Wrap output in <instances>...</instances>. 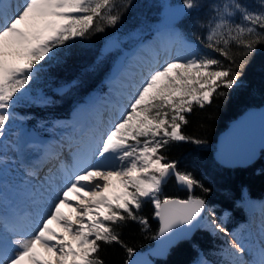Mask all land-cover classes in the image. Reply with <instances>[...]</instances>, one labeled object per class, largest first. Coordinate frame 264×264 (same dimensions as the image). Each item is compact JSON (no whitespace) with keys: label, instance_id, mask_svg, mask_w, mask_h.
<instances>
[{"label":"snow or ice","instance_id":"1","mask_svg":"<svg viewBox=\"0 0 264 264\" xmlns=\"http://www.w3.org/2000/svg\"><path fill=\"white\" fill-rule=\"evenodd\" d=\"M199 6L198 0H183L181 10ZM237 14L239 23L233 19ZM121 15L116 0H0V138L18 93L33 80L37 65L58 46L90 30L103 31L104 24L116 25ZM206 41L209 54L177 55L148 69L94 147L71 170L62 167L63 183L51 191L49 210L38 214L30 228L5 224L10 237L0 241V264H105L100 250L112 243L121 244L131 257L136 250L124 244L116 226L138 219L147 225L136 211L149 199L160 220V236L198 220L206 208L203 198L160 199L169 176L189 189L200 184L161 153L171 141L201 143L185 135L182 125L189 123L194 105L203 108L215 95H225L221 89L231 90L240 81L244 65L236 63L231 47L243 48L241 55L248 57L264 44V0L255 8L240 0L217 5ZM112 177L123 191L109 196ZM64 205L75 214L66 215ZM231 248L239 257L235 264H249L240 243L233 240ZM252 264H264V247L260 260Z\"/></svg>","mask_w":264,"mask_h":264},{"label":"trees","instance_id":"2","mask_svg":"<svg viewBox=\"0 0 264 264\" xmlns=\"http://www.w3.org/2000/svg\"><path fill=\"white\" fill-rule=\"evenodd\" d=\"M254 1L256 0H240L245 5ZM159 2L161 0H116L117 8L122 13L116 25L104 24L103 31L90 30L84 37H77L66 42L65 45L58 46L49 58L39 64L41 67L31 81L34 89L46 83H54L68 84L69 87L72 86V90L62 94L56 93L59 100L54 105L41 107L23 103L20 108L30 115L31 121L35 123L57 114L58 111L63 110L65 113L78 100L86 99L96 90L104 89L103 79L110 72L108 68L110 62H104L105 59L98 57L102 48L110 38L116 36L122 38L130 29L140 25L141 17L145 19L142 24L144 31L161 22L162 16L156 17L155 14H150V6ZM198 2L200 6L186 15L181 27L186 35L206 44L204 38L207 35L202 26L208 24L214 7L220 2L224 3L225 0H198ZM138 38H131L126 47H132ZM231 51L235 55L236 63L244 65L240 81L231 90L221 89L225 95H215L212 102L205 104L203 108L194 105L193 113L187 117L189 123L182 125L185 135L201 143L192 140L171 141L161 153L168 160L176 161L181 172L191 173L200 182L194 195L202 197L207 205H212L219 213L231 211L226 223L229 228L247 218L245 209L247 207L238 202L244 187L254 197L264 196V164L261 160L247 167H226L214 158L217 136L229 122L246 109L264 104V44L257 45L255 52L248 57L242 56L244 49L237 48L235 44L232 45ZM211 54L221 58L216 53ZM164 193L168 197L187 198V193L180 190L173 179L165 186ZM153 208L149 201L140 211H136L138 217L144 216L151 222L148 228L140 223L139 219L128 220L116 226V231L121 234L124 244L136 250L133 255L145 251L154 242L159 222L157 219L156 222L155 219L153 220ZM228 243L225 232L211 233L207 230H199L191 240L183 241L176 246L168 258L156 259V264H192L199 249L215 264H232L234 256L228 248H225ZM100 256L105 264H125L130 258L126 249L118 243L102 244Z\"/></svg>","mask_w":264,"mask_h":264},{"label":"rangeland","instance_id":"3","mask_svg":"<svg viewBox=\"0 0 264 264\" xmlns=\"http://www.w3.org/2000/svg\"><path fill=\"white\" fill-rule=\"evenodd\" d=\"M167 1L177 2V1H182V0H161V2H159L155 5L152 4L150 6V8H151L150 14H155L156 17L162 16L163 20H164L166 17V14L162 12V8ZM222 4L223 3L220 2L217 5H222ZM246 5L250 8H255L258 6V0L252 2L251 4H246ZM216 6L214 7V9L212 11V15L209 19V22L215 16ZM145 14H142V16ZM233 19L237 23L240 22V18H239L238 14H237V16L233 17ZM141 20H142V22L140 21V25H138L137 27H134L133 29H130L125 34L124 37L118 38V36H116L114 38H110L108 40L107 44L104 45V47L102 48V50L98 56L100 59H102V58L105 59L104 62H107V63L110 62L109 66H108V68H110V72L106 76V78L103 79V83L106 84L109 88H110V85H109L110 80H113V78L116 80L118 73H119V72H116L114 70V67H113V62L118 55H120L123 52H126L128 54L127 58H130V59L132 57L134 58L136 55V53H135L136 49H138V47L140 45H142L143 43H146V42L149 43L150 40L152 39L151 37L153 35H155L157 32H161V33L165 32L167 34L168 29L174 30L176 27L178 29H180L179 25L181 24V21H175L172 19H168V20H164V21L161 20V22H159L160 21L159 20L158 24H155L154 26H152L150 28L152 30L149 33V32H147L148 30L147 31L142 30V28H143L142 24H144V22H145L144 17H141ZM209 22H208V24H206V26H202L203 29L206 31V35H208ZM137 37H139V38L135 42L133 47H131V48L126 47V44L129 43V40L131 38H137ZM204 40H206V37L204 38ZM191 41H193L196 45L193 47L192 46L190 47V46L185 45L183 43V41L182 42L178 41L176 46H175V49H174V57L177 55L187 56L189 53L194 52V51H198L200 54H209L210 53V49L205 47V43H200V42L198 43V42H195L194 40H191ZM47 58H49V57H46L45 59H47ZM163 61L164 60H162V62L160 63L161 65L163 63H165V61L164 62ZM40 67H41V65H37L38 69ZM62 85H66V84L55 85L54 83H46V84H43L42 86H39V87L34 89L32 82H30L29 85L25 86V89L21 90V93H18L19 99L16 101L15 105L18 104L19 102L20 103H28V104H36V105H38V104L39 105H41V104L46 105L48 103H51L54 101L56 93H59L58 88ZM69 90L70 91L72 90V86L69 87ZM66 91L67 90H64L62 93H65ZM109 91L110 90L108 89L106 92H103L97 98L96 104L80 105L79 107L75 108L73 113H72V117L81 108L83 109V107H87V106H88V108L96 107V108H98L99 112H101V113L105 112L109 108H113L114 113H115V110H118L117 111V113H118L121 110L119 108H124V106L128 103V99L123 100L121 95H120L121 92H119V95H117V97L112 98L108 95ZM94 94L95 93H92V96ZM15 111L16 110L13 107L12 119L8 122L4 137L0 138V150L2 153H5V154L10 153V154H13L16 156L18 154V152L22 151V149H23L22 146H24V150H25V144L26 143L24 144V142L27 141V139H28L27 133H28L29 125L27 124V122L24 118H22L21 116L18 117ZM116 117H117V114H115V118ZM73 119L74 118H69L68 120L67 119L55 120L51 124H49L48 122H41L40 124H37V125L43 133L49 132L51 134L62 135L66 132H72L73 131V129H74L73 124H76V122H74L75 119L74 120ZM79 126L81 127V125H79ZM70 127H72L71 130H70ZM83 131L77 130L75 132V134L77 136L75 135L73 138H79V135ZM63 136H67V134H65ZM62 137H61V139H62ZM59 142H60L59 139H57L56 137H53L47 143L52 144V145H56V144L58 145ZM36 145H38V144H36ZM29 146L31 147V149H33L35 151V153H38L37 158H39V159L45 158L46 160L48 159L49 156L44 155L45 151H46L45 149L38 148V146L33 147V146H31V143ZM215 147H214V149H215ZM27 153H30V151L27 150ZM22 160H26V161L30 160L27 157L25 152L21 153V161ZM259 160H261L262 164H264V150L262 151V154H261V157ZM163 162L164 161H162V163ZM22 166H23V161H22ZM11 168H12V170H11ZM14 172H15L14 167L5 165V163L0 159V197L1 198H3L5 196V194H11L12 196L18 195L13 191V189H10V190L8 189V187L11 188V186H15L14 185L15 183L13 182L14 178H15ZM26 174L28 175V173H26ZM23 175L24 176H21V175H17V176H19L18 179L21 180V182L25 188L29 184V181L26 179L27 175H25V174H23ZM12 182L14 184H12ZM24 188L19 187L17 189L20 196H21ZM196 188H197V185H196ZM50 189H51V187H50ZM183 191H185V190H183ZM185 193H187V197H189L191 195V193L188 191H185ZM159 197H160V199L169 198L167 195H165L164 192L159 193ZM242 199H243V197H242ZM49 201L51 202V196H50ZM149 201L153 205V203L149 199V200H145L143 202L142 207L144 205H146V203ZM255 201H258V200H255ZM0 202H1V200H0ZM245 202L247 204H251V200H250L249 196H247L245 198ZM255 203L262 204L261 207L264 206V201H261V202L258 201ZM251 206H253V205H251ZM153 207H154V205H153ZM261 207L256 208L253 206L252 210H250L251 211V218H250V222L248 223V225L241 227L242 229L240 228V230H238L237 235L235 237L232 238L229 236L230 242H232L233 240H236L237 243L241 244V247L245 248V253L243 254V260L248 261L249 264H252V262L257 261L258 253H259V256H261V249H260V246H258L256 239H260L259 243L262 242L264 244V212H263L264 210ZM141 208L138 211H140ZM153 209H154L153 220L155 219V222H156L157 221L156 219L158 217H156V215H155V207ZM1 210H3V208L0 207V211ZM228 216H229L228 211L223 213V214H219L215 211V209L212 207V205H207L206 206V212H205V218L201 224L200 230H207L211 233H216V232L220 231V229L216 225H222L223 228L225 229V231H222V232H225L228 236L227 229L225 226V221L227 220ZM139 217L145 218L144 216H139ZM213 220H215L216 225H214L212 223ZM147 221H148L147 225L144 224L146 226V228L150 227V225H151V222H149V220H147ZM54 225L57 226L56 223ZM230 242L228 243V245L225 246V248L226 249L228 248L231 251V254L234 256V258L232 259V264H235L234 260L237 261L239 259V257L235 254V250L231 248ZM258 250H259V252H258ZM136 255H138V257H140L142 260H145V251L137 252ZM202 262H203V264H214L211 261L207 260L206 257L201 252H198V255L192 261V264H202ZM156 263H157L156 260L153 259V260H151L150 263H146V264H156ZM141 264H145V263H141Z\"/></svg>","mask_w":264,"mask_h":264},{"label":"bare ground","instance_id":"4","mask_svg":"<svg viewBox=\"0 0 264 264\" xmlns=\"http://www.w3.org/2000/svg\"><path fill=\"white\" fill-rule=\"evenodd\" d=\"M151 38L149 43H143L136 49V55L134 58H131L132 60L126 58L123 67L117 70L119 73L116 80L114 78L110 80V91L108 92L110 97L115 98L119 95V92H121L120 95L122 99H128L129 95L135 90L134 85L140 83L150 67L159 66L162 60L166 62L174 57V49L178 41H183L185 45L190 47L196 45L193 41L184 37L177 27L174 30L168 29L167 34L165 32H157ZM117 111L118 110H115L114 113V109L109 108L101 113L96 107H83V109L81 108L73 116L76 122L73 131L69 132L67 136H63L58 145L49 144L47 143L48 141L44 144L31 143L33 147L38 146V148L45 149L44 155H48L49 157L47 160L45 158H40L38 160L30 159L29 161L22 160L23 164H30L32 168H35H30L28 171L32 174L28 173L27 175L26 171L25 174L27 175L26 179L29 183L34 180L35 182H33L37 183L36 185L38 187L35 184H33V187L27 185V187L23 189L21 196H18L15 200H10L9 206L3 207L2 204H0V207L3 208V210L0 211V241L7 240L10 237V233L7 232L4 224L9 222L16 223L22 230L30 228L38 214H42L49 210L48 203L50 200V193L53 188H59L62 185L61 182H63L62 167L63 169L71 170L77 159L87 154L94 147L101 135L109 129L111 121L115 118V114L118 116ZM79 125H81V127ZM77 130L84 131L79 135V138H73ZM53 163L56 164L53 165ZM111 182V186L107 190L109 196L123 191V187L118 178L112 177ZM34 186L36 187L34 188ZM49 187H51L50 190ZM246 195L250 197L251 204L245 202ZM243 196V204L249 210H252L253 206L256 208L261 207L262 204L255 202L264 201V198L251 197L247 191L243 192ZM261 208L264 210V206ZM62 211L69 216L75 214L74 209L68 205L62 206ZM54 224L53 222L52 227L58 229L59 226ZM259 246L261 249L264 247V244L261 242Z\"/></svg>","mask_w":264,"mask_h":264},{"label":"water","instance_id":"5","mask_svg":"<svg viewBox=\"0 0 264 264\" xmlns=\"http://www.w3.org/2000/svg\"><path fill=\"white\" fill-rule=\"evenodd\" d=\"M181 5L182 2H167L163 8V12L167 14L166 20H181L185 14L190 11H182ZM125 59V54L118 58L116 62L117 69H120L123 66ZM67 87L68 85H65L61 88V90H64ZM31 135L35 139H43V137L33 134V132H31ZM263 150L264 104L246 109L244 112L229 122V125L217 136L214 158L219 164L226 167H247L254 165L259 160ZM177 170H179L178 167ZM172 178H174L179 189L191 193L189 197H198L192 194L196 189V185L189 189L186 185L180 183L174 175L169 176L167 180L161 185L160 193L164 192L165 185ZM169 198L180 200L188 199L177 196H172ZM204 214L205 211L193 225H180L173 231V233L166 234L165 236H160L158 229V232L154 236L153 245L145 252V260H142L138 256H133L126 262V264H146L150 263L152 258H168L176 246H178L183 241L192 239L195 236L196 232L201 228ZM157 219L160 228V220L159 218Z\"/></svg>","mask_w":264,"mask_h":264}]
</instances>
